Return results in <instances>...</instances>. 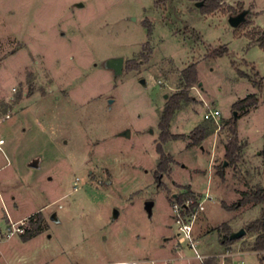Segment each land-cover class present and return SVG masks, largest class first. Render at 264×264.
Wrapping results in <instances>:
<instances>
[{"label": "rangeland", "instance_id": "1", "mask_svg": "<svg viewBox=\"0 0 264 264\" xmlns=\"http://www.w3.org/2000/svg\"><path fill=\"white\" fill-rule=\"evenodd\" d=\"M226 1L204 13L192 0H0L2 229L12 226L5 225L8 216L25 217L30 227L29 217L44 206V230L54 213L59 218L48 232L53 243L68 248L85 236L97 262L190 255L172 208L174 194L190 187L195 196L188 198L204 205L194 223L200 252L254 251L255 234L246 229L264 207L238 203L242 191L264 185V87L238 69L264 85V0ZM249 8L247 22L232 27L229 15ZM220 46L228 53L208 56ZM121 56L123 73L116 75L107 62ZM192 64L194 100L172 119L170 132L182 138L162 144L172 161L160 171V115ZM252 93L259 104L239 112L234 103ZM209 108L221 116L205 119ZM235 111L239 149L231 163L225 145ZM200 125L210 134L193 145L190 135ZM226 226L246 234L223 245ZM263 255L243 259L264 264ZM220 259L233 264L232 257L208 264Z\"/></svg>", "mask_w": 264, "mask_h": 264}, {"label": "trees", "instance_id": "2", "mask_svg": "<svg viewBox=\"0 0 264 264\" xmlns=\"http://www.w3.org/2000/svg\"><path fill=\"white\" fill-rule=\"evenodd\" d=\"M192 1H203V5L201 6L203 12L212 13L218 10L219 8H221V6L226 0H192ZM149 34H151L150 30H149ZM261 47H264V42H261ZM227 53H228V47L220 46L219 48L214 49L212 52H210L208 56L210 57L223 56ZM238 73L241 77L249 78L251 81H253L254 84L258 87V89L260 90L263 89L264 85L262 81H257L253 79L248 73H246L241 69H238ZM182 75L185 82V86L179 92H176L169 97L160 115L159 127L161 132H160V142L157 145V151L161 157V161L158 166V169L160 171H166L169 168V162L172 161L171 158L167 157V155L165 154L162 144L167 142L171 138L174 139L182 138L181 135H174L170 132L172 119L175 116L176 112L179 109H181L183 103H189L194 100L193 97L190 96L189 90L197 82L198 74H197L196 65L192 64L186 67L182 71ZM259 102H260L259 95L257 93H252L235 102L234 107L239 112L243 111L246 113L251 108L256 107L259 104ZM237 121H238L237 116L236 117L234 116L233 119L229 121L231 136H230V140L225 145L226 160L231 163L236 162L237 150L239 149ZM209 134L210 133L207 127L202 125L196 127L192 132V134L190 135L192 138L193 145L201 144V142L205 140L209 136ZM259 155L262 157L264 164V144ZM218 174L223 177L224 171L220 169ZM156 175L158 174L156 173ZM185 190L186 193H182L178 196L180 202H183L184 199L188 198V195H193V197L195 196V193L191 190L190 187H185ZM241 194H242V198L240 199L238 206H243L245 204H250V203L253 205L264 203V187L259 186L258 188L253 189L251 191H242ZM222 205L226 209H235L236 207V205L229 206L226 203H223ZM35 216L39 217V219L36 221L33 220ZM28 220L30 222L29 225L30 227H26L25 232L22 234L25 240L35 236L36 234H39L44 230V228L41 226V221H42L41 211L30 216ZM246 230L247 232L257 234L254 239V242L252 243V247H251L252 250L264 251V215L261 219H256L250 222ZM224 232H226V235H224V237L223 236L221 237L222 244L224 245L231 244L232 242L237 240V239L236 240L229 239L231 232L228 226L225 227Z\"/></svg>", "mask_w": 264, "mask_h": 264}, {"label": "crops", "instance_id": "3", "mask_svg": "<svg viewBox=\"0 0 264 264\" xmlns=\"http://www.w3.org/2000/svg\"><path fill=\"white\" fill-rule=\"evenodd\" d=\"M228 2V1H226ZM229 3V2H228ZM233 4V3H231ZM250 9V8H249ZM252 13V10H251ZM258 24V23H257ZM260 25V24H259ZM262 26V25H260ZM264 27V26H262ZM9 163V161H8ZM4 166H1L2 169ZM264 187V185H263ZM192 190V189H191ZM209 190V187L207 189ZM194 192V190H192ZM206 193V192H205ZM15 198V197H13ZM253 206V204H252ZM258 206L261 210L264 207V204L259 203ZM45 212L44 206L40 208L37 212ZM36 212V213H37ZM53 220L48 223L47 230H43L39 234L35 236L24 239L23 235L19 233L15 239L11 238L15 235L13 234L11 237L0 240V264H106L97 262L94 260L96 256H92L88 250V238L83 236V238H79L71 243V247H65L62 243H53V235L48 234L51 227L52 221H58L59 218ZM12 218L8 216V221L6 222V227L9 224H20L23 223L25 217L19 218L18 220H11ZM2 229V227L0 226ZM234 232V231H231ZM223 233V232H222ZM44 234H47V237L43 238ZM255 237H256V233ZM52 240V242H51ZM224 245V244H223ZM251 254H257L258 251L253 252H228V253H218V254H206L210 255V259L215 258H225V257H232L233 264H245L243 256ZM179 255H167L162 257H139L134 258L132 260H125V261H115L111 262V264H134L135 261L145 260V259H165V258H178ZM178 260H176L177 262ZM225 260H219L218 264H226L224 263ZM208 264V261H207Z\"/></svg>", "mask_w": 264, "mask_h": 264}, {"label": "built area", "instance_id": "4", "mask_svg": "<svg viewBox=\"0 0 264 264\" xmlns=\"http://www.w3.org/2000/svg\"><path fill=\"white\" fill-rule=\"evenodd\" d=\"M221 116V112L218 109H211L206 111L204 118L207 120H217ZM6 143V140L0 134V148ZM206 196H210L209 193ZM172 203L174 220L177 226V235L180 237V241L186 243V247L191 251L190 255H179L178 258H165V259H145L135 261L134 264H175L176 260H184L185 264H207L210 255H206L200 252L198 248V240L194 235V223L198 215L199 210L204 209L203 203H196L192 198H186L183 202H180L178 195L175 196ZM192 200V202H191ZM194 208V210H193ZM11 227L5 229L0 228V240L11 237L15 233L23 234L26 227L16 226L11 224ZM258 253H264V251H258ZM264 258V255L262 256Z\"/></svg>", "mask_w": 264, "mask_h": 264}, {"label": "water", "instance_id": "5", "mask_svg": "<svg viewBox=\"0 0 264 264\" xmlns=\"http://www.w3.org/2000/svg\"><path fill=\"white\" fill-rule=\"evenodd\" d=\"M202 5H203V1H197L196 2V6L201 7ZM249 14H251V9H243L241 12H239L237 14L229 15L228 21L232 27L238 28L240 25H242L243 23H245L248 20ZM107 64L110 68H112L115 71L116 75L122 74L123 69H124V57L121 56V57L111 58V59H109ZM141 82L146 83V81L144 79H142ZM165 97H167V94L165 95ZM234 116L235 117L237 116V111L234 112ZM122 134L125 136H130V131L126 130ZM226 164H227V161H225L224 166ZM30 165L33 167H38V161H33ZM175 196H177V194H175ZM152 205H153V203H151V202L147 203V208L149 211H151ZM116 214H118L117 211H116ZM51 219H53V220L57 219L55 213L52 215ZM245 234H246V230L240 229L239 231L231 232L229 239L230 240L240 239V238L244 237Z\"/></svg>", "mask_w": 264, "mask_h": 264}]
</instances>
